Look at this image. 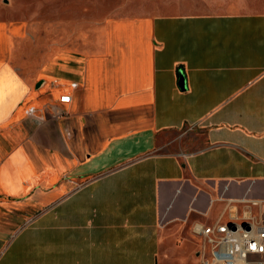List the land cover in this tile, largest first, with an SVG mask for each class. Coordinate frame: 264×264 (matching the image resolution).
<instances>
[{"label": "crops", "instance_id": "1", "mask_svg": "<svg viewBox=\"0 0 264 264\" xmlns=\"http://www.w3.org/2000/svg\"><path fill=\"white\" fill-rule=\"evenodd\" d=\"M14 37L0 21V264H168L193 241L201 263L193 220L227 198L264 216V11L111 19L47 60Z\"/></svg>", "mask_w": 264, "mask_h": 264}, {"label": "rangeland", "instance_id": "2", "mask_svg": "<svg viewBox=\"0 0 264 264\" xmlns=\"http://www.w3.org/2000/svg\"><path fill=\"white\" fill-rule=\"evenodd\" d=\"M252 11H264V0H0V21L15 31L19 54L40 60L64 51H92L111 19ZM183 236L199 240L187 229ZM195 249L194 241L183 242L168 264H201Z\"/></svg>", "mask_w": 264, "mask_h": 264}, {"label": "built area", "instance_id": "3", "mask_svg": "<svg viewBox=\"0 0 264 264\" xmlns=\"http://www.w3.org/2000/svg\"><path fill=\"white\" fill-rule=\"evenodd\" d=\"M62 102H70L71 95L60 96ZM218 216L191 222V233L199 239L201 264H263L264 216L257 217L252 208L261 206L258 200H223ZM255 245V250L253 249Z\"/></svg>", "mask_w": 264, "mask_h": 264}, {"label": "snow or ice", "instance_id": "4", "mask_svg": "<svg viewBox=\"0 0 264 264\" xmlns=\"http://www.w3.org/2000/svg\"><path fill=\"white\" fill-rule=\"evenodd\" d=\"M253 249L255 250V245H253ZM262 251H264V249H261Z\"/></svg>", "mask_w": 264, "mask_h": 264}, {"label": "water", "instance_id": "5", "mask_svg": "<svg viewBox=\"0 0 264 264\" xmlns=\"http://www.w3.org/2000/svg\"><path fill=\"white\" fill-rule=\"evenodd\" d=\"M182 83H183V80H182Z\"/></svg>", "mask_w": 264, "mask_h": 264}]
</instances>
